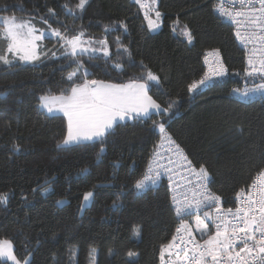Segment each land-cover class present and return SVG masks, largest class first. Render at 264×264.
Returning <instances> with one entry per match:
<instances>
[{"label":"trees","instance_id":"obj_1","mask_svg":"<svg viewBox=\"0 0 264 264\" xmlns=\"http://www.w3.org/2000/svg\"><path fill=\"white\" fill-rule=\"evenodd\" d=\"M57 2L65 0H0V4L8 6L0 15L26 18L28 13H45V4ZM67 2L74 4L75 0ZM158 2L162 26L156 33H149L139 6L132 0H90L82 20L75 21L76 26L83 23L90 35L100 37L104 24L124 20L128 32L122 36V42L132 53L131 61L127 58L122 61L126 66L123 74L114 73L103 60L89 61L91 78L127 83L140 75L141 60L158 74L162 87L152 89L153 98L162 105L169 97L180 101L178 113L170 121V133L195 166L208 167L212 190L228 205L234 201L236 191L251 183L264 160V100L241 104L231 98V89L243 81L245 55L234 40L232 28L214 15L211 0ZM177 18L181 26L187 24L192 30L191 45L172 33ZM36 23L45 27L39 20ZM50 23L55 26L54 21ZM67 23L72 21L69 19ZM114 40L115 34L109 37L113 52ZM213 50L219 51L229 77L190 99L187 85L202 75L203 55ZM73 70L75 66L68 67L67 61L47 59L34 69L25 65L16 71H0V91L7 92V97L0 99V191L15 192L8 210L0 207V239L12 240L17 256L23 258L25 239L31 238L34 246L39 235L42 246L32 264H47L53 251L57 253V264H66L70 247L78 248V264H89L90 248L97 250L99 264H125L129 250L139 253L137 264H159V246L171 239L179 225L169 204L167 187L162 184L144 196L130 194L122 207L111 208L120 186L125 184L131 189L144 171L158 133H152L151 121L119 128L103 145L106 151L99 163L96 160L99 144L57 151L56 143L66 132V122L62 115L48 120L40 116L38 98L49 90L59 95L67 87L62 77ZM14 139L27 152L9 161ZM114 159L121 164L115 176L111 167ZM133 161L135 173L129 175ZM84 168L89 170L87 176H78ZM52 176L57 178L55 194L37 193L33 197L31 188ZM113 184L115 187H108ZM94 185L104 187L96 190L95 201L81 217L78 205L82 195L93 190ZM22 190L29 194L30 203H21ZM62 197L68 203L58 208L55 201ZM136 226L141 228L139 241L132 234ZM68 228H74L70 235ZM109 250L115 254L109 255Z\"/></svg>","mask_w":264,"mask_h":264},{"label":"snow or ice","instance_id":"obj_2","mask_svg":"<svg viewBox=\"0 0 264 264\" xmlns=\"http://www.w3.org/2000/svg\"><path fill=\"white\" fill-rule=\"evenodd\" d=\"M147 21L149 33H156L162 26L163 14L158 0H135ZM90 0H75L70 4H45L43 14L28 13L25 17L0 15V71L10 72L25 65L37 67L45 60H64L67 66H75L62 80L67 82L59 95L49 92L38 98L37 112L45 120L62 115L66 122V132L56 143L57 151L71 150L73 146L88 148L101 145L96 153L97 163L103 154L110 136H115L119 128L146 125L151 121L152 133L159 134V142L154 145L146 169L135 179L132 188L122 184L115 194L111 208L123 206L128 195L144 196L162 186L165 178L171 193V210L179 222L175 233L167 243L159 246V264H264V160L252 178L251 183L241 187L234 194V207H224L221 195L212 190V176L205 164L198 167L170 133V121L178 113L180 101L169 97L162 105L150 94L155 87H162L161 78L151 68L140 61V75L130 78L128 83L108 82L91 78L89 61L103 60L114 73L123 74L126 66L122 61H131L132 53L122 42L128 32L124 20H113L102 26V35H90L88 28L75 21L82 20ZM7 4H0V11H7ZM23 11V8L20 9ZM213 11L219 19L226 20L235 27V37L244 49L247 66L244 76L252 81L251 87L233 88L232 94L249 99L259 96L264 99V0H218ZM154 17V18H153ZM72 24L67 23L68 20ZM45 27H38L36 21ZM50 21L55 22V26ZM120 30H123L122 32ZM172 33L182 36L189 45L194 34L187 24L181 26L179 18L173 21ZM115 34V52L111 50L109 37ZM48 44L52 47L49 48ZM214 59L209 60V57ZM208 70L200 79L187 85L190 99L216 86L217 81L228 75V69L220 59V53L213 50L205 55ZM134 64V62H133ZM64 65L61 64V69ZM239 75V73H237ZM7 97L0 91V99ZM10 126V125H9ZM27 149L13 140L8 160L23 155ZM264 156V154H262ZM121 164L113 160L114 176ZM84 168L78 176L86 177ZM135 173V161L129 166V175ZM55 176L46 177L31 188V195L55 194ZM83 193L78 205V215L89 210L97 197V189ZM115 187V185H108ZM13 190L0 191V207L8 210ZM22 204L30 203L29 194L20 193ZM68 203L66 198L55 201L58 208ZM191 218V219H190ZM74 228H68V235ZM133 238L141 239V228L132 229ZM56 239V234H53ZM66 242H69L66 237ZM39 235L24 241L25 255L17 256L14 243L10 239H0V264H32L34 255L40 250ZM109 250V255H114ZM89 264H99L95 248L89 250ZM139 253L127 251L125 264H137ZM57 253L52 252L47 264H57ZM66 264H78V248L70 247Z\"/></svg>","mask_w":264,"mask_h":264},{"label":"built area","instance_id":"obj_3","mask_svg":"<svg viewBox=\"0 0 264 264\" xmlns=\"http://www.w3.org/2000/svg\"><path fill=\"white\" fill-rule=\"evenodd\" d=\"M212 1V4L214 5V3H216V2H218V0H211ZM159 5V2H158V4H157V6ZM212 11H213V8H212ZM142 13V12H141ZM213 13H214V15H216L217 16V14L213 11ZM143 14V13H142ZM154 18V17H153ZM217 18H218V16H217ZM219 19V18H218ZM221 22H223L224 24H228L231 28H232V33H233V37H234V40H235V42H236V44H238V46H239V48H241L242 49V51L244 52V49H243V47L239 44V42L236 40V37H235V34H234V31H235V27L233 26V25H231L229 22H227L226 20H222V19H219ZM209 52H212V51H207V52H205V54L203 55V60H202V69H203V72H202V75H203V73L205 72V71H207L208 70V65H206L205 64V62H204V58H205V55L207 54V53H209ZM245 55V54H244ZM212 59H214V57H209V60H212ZM220 59L222 60V57L220 56ZM247 66V63H246V57H245V60H244V65H243V72H242V78H243V81H242V83L240 84V85H236V86H234L233 88H239V89H244V88H246V87H251L252 86V81H251V79L250 78H246L245 76H244V69H245V67ZM201 75V76H202ZM201 76L198 78V79H200L201 78ZM229 77V72H228V75H226L223 79H221V80H224V79H226V78H228ZM198 79H196V80H198ZM232 88V89H233ZM232 89H231V98L234 100V101H237L238 103H243V104H247V103H252L253 101H260V100H264V99H261L259 96H256V97H252V98H249V99H242L241 97H239V96H236V95H233L232 94ZM158 141H157V143L159 142V134H158ZM156 143V144H157ZM154 149V148H153ZM153 151V150H152ZM151 155H152V153H151ZM151 155H150V157H151ZM150 157H149V159H148V163H149V161H150ZM148 165V164H147ZM147 167V166H146ZM146 167H145V169H146ZM144 169V170H145ZM163 184L167 187V190H168V182H167V179L165 178V180L163 181ZM168 196H169V204H170V207H171V201H170V196H171V193L168 191ZM223 206L224 207H234L235 206V202L233 201L232 203H230V204H228V205H224L223 204ZM173 213H174V211H173ZM174 216H175V213H174ZM175 218H176V216H175ZM177 219V218H176ZM191 219V218H190ZM178 221V220H177ZM175 233V232H174ZM173 233V234H174ZM158 263H159V260H158Z\"/></svg>","mask_w":264,"mask_h":264},{"label":"rangeland","instance_id":"obj_4","mask_svg":"<svg viewBox=\"0 0 264 264\" xmlns=\"http://www.w3.org/2000/svg\"><path fill=\"white\" fill-rule=\"evenodd\" d=\"M135 3V0H132ZM147 22V21H146ZM128 83V82H127Z\"/></svg>","mask_w":264,"mask_h":264},{"label":"crops","instance_id":"obj_5","mask_svg":"<svg viewBox=\"0 0 264 264\" xmlns=\"http://www.w3.org/2000/svg\"><path fill=\"white\" fill-rule=\"evenodd\" d=\"M57 116H60L59 114Z\"/></svg>","mask_w":264,"mask_h":264}]
</instances>
